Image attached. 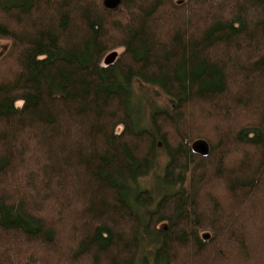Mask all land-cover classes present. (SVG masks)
<instances>
[{"label":"trees","instance_id":"obj_1","mask_svg":"<svg viewBox=\"0 0 264 264\" xmlns=\"http://www.w3.org/2000/svg\"><path fill=\"white\" fill-rule=\"evenodd\" d=\"M0 38V264H264V0H0Z\"/></svg>","mask_w":264,"mask_h":264},{"label":"rangeland","instance_id":"obj_2","mask_svg":"<svg viewBox=\"0 0 264 264\" xmlns=\"http://www.w3.org/2000/svg\"><path fill=\"white\" fill-rule=\"evenodd\" d=\"M213 14H217V11L216 10H212L211 11ZM8 45V41L4 38H0V54L5 50V48L7 47ZM122 50V47H117V48H114L110 51H108L102 58H101V63H108L110 61H112L117 55L118 53ZM132 91H133V98H135L134 100V103L133 104H136L137 102H142L144 101L145 99H147L146 101H151L155 104H157V106H160L162 104L165 103V98L163 96V94L156 88H152V87H143V86H137V85H133L132 87ZM141 95H144V99L142 98ZM152 97V98H151ZM197 120V118H192V117H189V121L191 122H195ZM164 162V157H159L158 158V165L161 166ZM158 169V168H157ZM36 170L34 169V167H31V168H27V174L29 173H34ZM156 173H159V171H155ZM151 176V175H150ZM149 177H146V178H143L139 181V186L141 187H148L150 188L149 186H151V178ZM41 179V178H40ZM9 180V179H6V181ZM43 180V179H42ZM9 185L11 182H8ZM35 185H38L36 182L34 183ZM213 187V186H212ZM9 188H11L9 186ZM3 190H8L5 185L3 184L2 186H0V192L3 191ZM37 191L38 193H40L41 195V190L39 192V190L37 188L34 189V191ZM29 191V190H28ZM206 193H210L211 197L215 198V196H213L215 194L214 190H209V189H206ZM210 191V192H208ZM29 198H28V201H31L33 203H38L39 205H41V201H40V197H34V194H31L30 192H25ZM9 194V193H8ZM218 195V194H217ZM219 197V195H218ZM216 199V198H215ZM221 200V199H220ZM46 210H49L48 211H44L43 213H38L40 215V218L42 217V219L44 220V223L50 228H52L56 233H55V239L57 240V233L61 234V229L59 228V226L55 227V225L51 224L50 222L53 221V219L55 218V215H54V212L55 211H58V209H56L54 206L53 208L54 209H51L49 207V204H44ZM224 207V206H223ZM229 206H227V208H224L225 210L228 209V211L226 212L227 214L231 213L232 211L229 210L228 208ZM51 209V210H50ZM37 214V215H38ZM247 232V231H246ZM238 234V233H237ZM240 235H242V233H240ZM242 240V239H241ZM64 242V241H63ZM245 243V242H244ZM211 250V249H210ZM209 250V251H210ZM24 251V249L22 250ZM192 253V252H191ZM41 254H43V252L41 251ZM183 255V253H181ZM180 254V257H182V255ZM189 254V253H187ZM22 255H25V251H24V254L22 252ZM179 256V255H178ZM47 257H49L48 253H47ZM45 257V259L47 258ZM206 257V256H204ZM52 257H50L49 259H51ZM54 258V257H53ZM48 259V258H47ZM185 259H183V263H186L188 260H186L185 262ZM49 264V263H47ZM56 264H63L62 262L61 263H56ZM173 264V263H172Z\"/></svg>","mask_w":264,"mask_h":264},{"label":"water","instance_id":"obj_3","mask_svg":"<svg viewBox=\"0 0 264 264\" xmlns=\"http://www.w3.org/2000/svg\"><path fill=\"white\" fill-rule=\"evenodd\" d=\"M119 0H102V5L107 9L115 8ZM191 149L194 152H197L201 155L206 154L207 152V144L204 140H196L192 142ZM206 234L203 235L204 238H206Z\"/></svg>","mask_w":264,"mask_h":264}]
</instances>
